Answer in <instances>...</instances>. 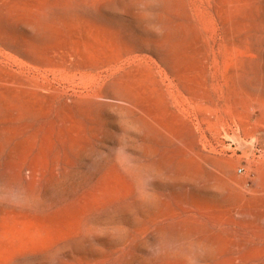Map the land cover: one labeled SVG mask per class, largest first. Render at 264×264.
<instances>
[{
  "label": "rangeland",
  "instance_id": "374dc122",
  "mask_svg": "<svg viewBox=\"0 0 264 264\" xmlns=\"http://www.w3.org/2000/svg\"><path fill=\"white\" fill-rule=\"evenodd\" d=\"M0 264H264V0H0Z\"/></svg>",
  "mask_w": 264,
  "mask_h": 264
}]
</instances>
